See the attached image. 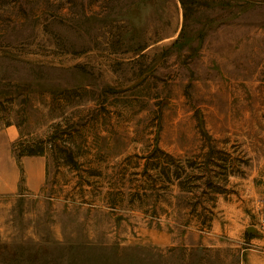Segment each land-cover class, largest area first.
Instances as JSON below:
<instances>
[{
    "label": "rangeland",
    "instance_id": "rangeland-1",
    "mask_svg": "<svg viewBox=\"0 0 264 264\" xmlns=\"http://www.w3.org/2000/svg\"><path fill=\"white\" fill-rule=\"evenodd\" d=\"M262 217L264 0H0V264H264Z\"/></svg>",
    "mask_w": 264,
    "mask_h": 264
},
{
    "label": "crops",
    "instance_id": "crops-1",
    "mask_svg": "<svg viewBox=\"0 0 264 264\" xmlns=\"http://www.w3.org/2000/svg\"><path fill=\"white\" fill-rule=\"evenodd\" d=\"M45 164L44 156H28L22 158V165L25 170V185L29 192H35L43 185L45 181ZM8 166L13 170L12 162H9ZM34 172H37V174H34ZM12 187L13 186H11L10 189Z\"/></svg>",
    "mask_w": 264,
    "mask_h": 264
},
{
    "label": "trees",
    "instance_id": "trees-1",
    "mask_svg": "<svg viewBox=\"0 0 264 264\" xmlns=\"http://www.w3.org/2000/svg\"><path fill=\"white\" fill-rule=\"evenodd\" d=\"M56 139V138H54ZM155 152H161L160 149H158L157 147H155V149L152 151V153H150V155L152 156V154H154ZM43 155V149L40 147L37 150L34 149H25V151H21V156H42ZM149 158V157H147ZM150 159V158H149ZM70 163L74 164V160L73 158L69 159ZM212 207H203V210L208 211V214H203L200 215V223H201V227L202 228H210L211 227V222L213 219V212L211 211ZM201 213V212H200Z\"/></svg>",
    "mask_w": 264,
    "mask_h": 264
},
{
    "label": "built area",
    "instance_id": "built-area-1",
    "mask_svg": "<svg viewBox=\"0 0 264 264\" xmlns=\"http://www.w3.org/2000/svg\"><path fill=\"white\" fill-rule=\"evenodd\" d=\"M260 223H261V226L264 228V217L261 218Z\"/></svg>",
    "mask_w": 264,
    "mask_h": 264
}]
</instances>
